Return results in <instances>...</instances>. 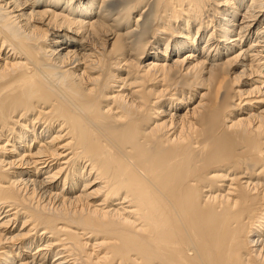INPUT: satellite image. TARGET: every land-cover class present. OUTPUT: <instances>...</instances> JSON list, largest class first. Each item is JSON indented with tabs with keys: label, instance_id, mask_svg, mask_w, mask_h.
I'll list each match as a JSON object with an SVG mask.
<instances>
[{
	"label": "bare ground",
	"instance_id": "6f19581e",
	"mask_svg": "<svg viewBox=\"0 0 264 264\" xmlns=\"http://www.w3.org/2000/svg\"><path fill=\"white\" fill-rule=\"evenodd\" d=\"M0 264H264V0H0Z\"/></svg>",
	"mask_w": 264,
	"mask_h": 264
},
{
	"label": "rangeland",
	"instance_id": "374dc122",
	"mask_svg": "<svg viewBox=\"0 0 264 264\" xmlns=\"http://www.w3.org/2000/svg\"><path fill=\"white\" fill-rule=\"evenodd\" d=\"M20 229V225L19 226H17V230H19Z\"/></svg>",
	"mask_w": 264,
	"mask_h": 264
}]
</instances>
